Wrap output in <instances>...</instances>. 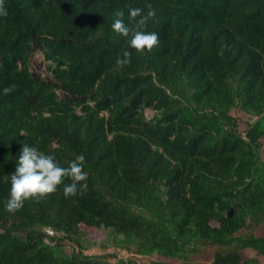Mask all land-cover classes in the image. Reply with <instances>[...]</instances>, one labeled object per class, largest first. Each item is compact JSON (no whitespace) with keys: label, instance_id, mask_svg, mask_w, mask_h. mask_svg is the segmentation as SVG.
I'll list each match as a JSON object with an SVG mask.
<instances>
[{"label":"trees","instance_id":"16d2710c","mask_svg":"<svg viewBox=\"0 0 264 264\" xmlns=\"http://www.w3.org/2000/svg\"><path fill=\"white\" fill-rule=\"evenodd\" d=\"M148 4L156 15L143 30L157 33L159 44L140 54L111 25L124 10L135 31L127 8L146 13ZM5 7L0 264H172L209 247L240 246L233 234L255 219L262 197L264 0H5ZM125 51L131 63L114 70ZM35 52L48 76L31 67ZM25 144L61 166L83 154L87 191L65 198L62 184L6 211L11 184L3 177ZM96 230L105 234L98 242L87 235ZM92 246L104 251L89 253ZM131 247L162 260L138 258Z\"/></svg>","mask_w":264,"mask_h":264},{"label":"clouds","instance_id":"9594fccd","mask_svg":"<svg viewBox=\"0 0 264 264\" xmlns=\"http://www.w3.org/2000/svg\"><path fill=\"white\" fill-rule=\"evenodd\" d=\"M148 11L140 7H128L127 16L129 23L135 22L136 30L130 29L125 23V11L116 10L115 20L112 29L124 37H129L130 47L137 53L151 52L159 44L158 34L155 32L144 31L148 21L155 17L156 12L151 4L147 5ZM8 15L5 7V0H0V17ZM131 53L125 51L123 58H117L115 62L116 71H120L131 63ZM15 84L5 87L3 93L8 95L15 91ZM85 156L76 155L68 162L67 166H61L55 155L45 154L36 147L23 145L15 171L11 176H4V182L10 179L9 198L5 204V209L9 213L15 214L21 210L25 202L29 200H39L40 198L54 194L60 185L64 184L63 195L65 198L75 197L78 193L83 194L88 189V173L84 170ZM65 180L71 181L65 184Z\"/></svg>","mask_w":264,"mask_h":264},{"label":"crops","instance_id":"0c3cea01","mask_svg":"<svg viewBox=\"0 0 264 264\" xmlns=\"http://www.w3.org/2000/svg\"><path fill=\"white\" fill-rule=\"evenodd\" d=\"M238 115L241 117L240 113ZM242 115L248 118L241 117V119L249 122L257 118L244 113ZM260 141L258 148L260 169L257 170L259 179L256 181V188H260L259 190L262 193V197L257 201L261 205L257 208L258 212L255 219H247V226L234 232L233 236L240 238L239 244L241 243V245L222 250L215 249L211 255L201 256L200 254H195L193 255L195 258L191 256L192 259H188L189 262L194 264H264V138H260ZM253 237L256 238V244L254 245L250 242Z\"/></svg>","mask_w":264,"mask_h":264},{"label":"rangeland","instance_id":"374dc122","mask_svg":"<svg viewBox=\"0 0 264 264\" xmlns=\"http://www.w3.org/2000/svg\"><path fill=\"white\" fill-rule=\"evenodd\" d=\"M31 67L33 68L34 71L40 73L42 76H48V74H46L45 72V67H44V64H43V58H42V55L39 53V52H35L31 58ZM236 112V111H235ZM235 112L233 111L232 113L235 114ZM240 113V112H239ZM241 114V117H246L248 118L247 116H243L242 113ZM153 115V111L151 110H145V116L146 117H151ZM244 118V119H246ZM240 128H242V124L239 126ZM88 235V238L93 240V241H100L101 239H103V237L105 236V234L103 232H101L100 230H96V231H90ZM66 243V242H65ZM213 250H215V248H207L206 251L204 252L203 256L205 255H211V253L213 252ZM65 252H68L69 251V247L68 245H66V247H64V250ZM104 250H101L98 246H92L90 247V249L88 250L89 253H102ZM130 254H134L135 256H137L138 258H141L143 257L144 259L146 260H155V261H159V260H162V258H160L159 256H157L154 252L153 249H149L148 251L142 253V254H139V253H136L135 250H134V247H131L130 249ZM123 256H126L127 253H124L122 254ZM189 257V258H188ZM187 258L188 259H192V258H195L194 256H188ZM187 258H184L185 260H188ZM184 259H180L178 260L177 262L176 261H173L172 264H183L184 263Z\"/></svg>","mask_w":264,"mask_h":264},{"label":"built area","instance_id":"2783aa9c","mask_svg":"<svg viewBox=\"0 0 264 264\" xmlns=\"http://www.w3.org/2000/svg\"><path fill=\"white\" fill-rule=\"evenodd\" d=\"M48 232L52 233L51 231L48 230Z\"/></svg>","mask_w":264,"mask_h":264},{"label":"bare ground","instance_id":"6f19581e","mask_svg":"<svg viewBox=\"0 0 264 264\" xmlns=\"http://www.w3.org/2000/svg\"><path fill=\"white\" fill-rule=\"evenodd\" d=\"M165 116H167V115H165ZM164 118V117H163Z\"/></svg>","mask_w":264,"mask_h":264}]
</instances>
